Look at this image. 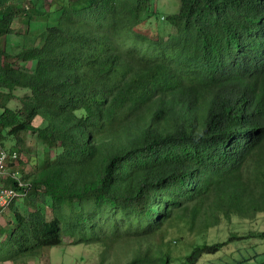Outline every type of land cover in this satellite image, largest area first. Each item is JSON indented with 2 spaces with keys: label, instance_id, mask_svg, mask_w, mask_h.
I'll return each mask as SVG.
<instances>
[{
  "label": "trees",
  "instance_id": "obj_1",
  "mask_svg": "<svg viewBox=\"0 0 264 264\" xmlns=\"http://www.w3.org/2000/svg\"><path fill=\"white\" fill-rule=\"evenodd\" d=\"M14 1L0 0V141L18 158L0 184L54 213L16 210L15 226H0L1 263L69 238L103 247L108 264H174L169 228L207 239L264 214V0H179L167 16H151L153 0ZM24 14L48 25L41 47L12 55L4 38ZM159 15L168 40L151 28ZM29 132L47 151L27 173L18 143ZM252 240L264 230L205 240L183 259L244 264L264 253L226 248Z\"/></svg>",
  "mask_w": 264,
  "mask_h": 264
},
{
  "label": "rangeland",
  "instance_id": "obj_2",
  "mask_svg": "<svg viewBox=\"0 0 264 264\" xmlns=\"http://www.w3.org/2000/svg\"><path fill=\"white\" fill-rule=\"evenodd\" d=\"M34 1V0H33ZM48 3L51 0H47ZM15 4L17 3H24L26 4V0H15ZM45 2L39 0V7L42 9ZM156 8L160 10L159 13L167 15H171L173 13H177L180 8V1L179 0H153L152 8L150 10L151 16L154 14ZM154 16V15H153ZM161 21H158L155 17H152L153 25L151 28L156 29L159 27L162 34L164 35L165 39L168 40V33L174 32L175 29L169 26L166 23L165 18H162V15H159ZM164 19V20H163ZM162 22V23H161ZM47 23L42 22L39 19H32L30 20V16L23 15L22 17H17L16 19V31L17 35H10L5 36V47L8 53L12 55H18L24 49H31L35 47H41L42 41L40 39V34L46 29ZM20 67L24 69H31L32 65H24L23 63H19ZM28 67V68H27ZM29 92L18 90L16 92V96L18 98H22L23 96L27 95ZM21 107L20 99H15L9 103V108L13 110H19ZM14 140H16L14 138ZM5 144L8 148H11L13 145H17L11 139H6ZM20 147V154H21V162H23L22 166L26 167L27 173L32 172L34 165L30 162H27L28 158H37V160H42L45 156L47 151V147L38 140L37 134L29 132L22 135L21 140L18 143ZM26 164H25V163ZM24 167V168H25ZM38 207L44 209L45 213L49 218L53 216V208L49 201L40 199L37 195H33L32 198L19 200L16 202L15 208L12 210H7L5 213H1L0 215V226L3 229V232L10 226H15L13 213L16 210H19L25 214H29L33 210L37 209ZM235 226H228L227 224L221 225L224 227L223 231H219L214 229L210 231L211 233L208 235V238L205 239L203 236H197L195 234L190 233V231L185 230L182 232L180 228L171 227L168 229V235L165 236V240H169L172 242L171 248L173 253L175 254L176 259H180L174 264H185L184 256L186 257L188 254L191 253L192 248L197 244L203 243V241H208L209 243H215L218 241L227 240L228 237L232 233H237L239 231H249L251 228H258L259 230H264V214L255 220L252 219L248 222L240 223L236 222ZM176 226V223L174 225ZM12 230L14 227L11 228ZM166 233V234H167ZM5 239V237H2ZM71 239L67 238L66 243L64 246H56L47 250L43 254L36 255L35 257H31L29 261H34L35 264H108V262H104L103 259H108L111 257V254L105 253L103 250L104 248L98 245H78L72 246L70 244ZM194 245V246H193ZM193 246V247H192ZM255 248L258 253H264V243L260 240H252L250 242H236L229 247L226 248V251L236 252V258H239V253H246V248ZM253 255H257L255 252H251ZM121 257V256H119ZM114 258V257H113ZM37 259V260H36ZM208 255L202 257L198 264H212L215 263L212 261V258L209 260ZM28 261V260H27ZM25 262L20 264H34L33 262ZM264 261V255L258 257L257 259H253L251 261H247L244 264H258ZM7 264V263H6ZM12 264V263H9Z\"/></svg>",
  "mask_w": 264,
  "mask_h": 264
},
{
  "label": "built area",
  "instance_id": "obj_3",
  "mask_svg": "<svg viewBox=\"0 0 264 264\" xmlns=\"http://www.w3.org/2000/svg\"><path fill=\"white\" fill-rule=\"evenodd\" d=\"M13 159H17L18 158V154L17 153H13V155L11 156L9 152H7L1 141H0V167H1V174L5 175L8 174L10 172H6L5 171V166L7 161L10 158ZM13 177L17 180H19L17 177V174H13ZM19 182V181H18ZM21 187L24 186V184L22 182H20L19 184ZM25 194H23L20 191H17L16 188L13 187H9L5 184H0V210H4L6 208H9L13 203H16L19 199H21L22 197H24Z\"/></svg>",
  "mask_w": 264,
  "mask_h": 264
},
{
  "label": "clouds",
  "instance_id": "obj_4",
  "mask_svg": "<svg viewBox=\"0 0 264 264\" xmlns=\"http://www.w3.org/2000/svg\"><path fill=\"white\" fill-rule=\"evenodd\" d=\"M24 197H22L21 199H19V200H22ZM18 200V201H19ZM7 209V208H6ZM6 209H4V210H0V215H1V213H4V211L6 210Z\"/></svg>",
  "mask_w": 264,
  "mask_h": 264
},
{
  "label": "crops",
  "instance_id": "obj_5",
  "mask_svg": "<svg viewBox=\"0 0 264 264\" xmlns=\"http://www.w3.org/2000/svg\"><path fill=\"white\" fill-rule=\"evenodd\" d=\"M36 260H37V259H36ZM34 261H35V260H34ZM34 261H29V260H28L27 262H33V263H34ZM35 262H36V261H35ZM6 263L9 264V262H5V263H1V262H0V264H6ZM34 264H35V263H34Z\"/></svg>",
  "mask_w": 264,
  "mask_h": 264
}]
</instances>
